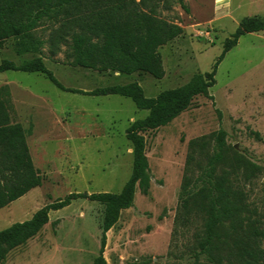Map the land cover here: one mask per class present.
Segmentation results:
<instances>
[{"label":"rangeland","instance_id":"374dc122","mask_svg":"<svg viewBox=\"0 0 264 264\" xmlns=\"http://www.w3.org/2000/svg\"><path fill=\"white\" fill-rule=\"evenodd\" d=\"M164 17L184 33L161 48L165 75H116L74 67L65 58L63 41L52 43V28L44 25L43 56L47 67L66 87L93 90L138 82L147 97L189 82L197 72H210L224 42L245 17H264V0H185ZM55 38V37H54ZM32 54L18 55L13 41L0 50L4 59L21 63ZM15 80L14 121L30 130L29 146L43 185L0 210V230L26 221L36 211L73 192L120 193L133 168V147L126 130L149 112L121 95L89 96L65 92L45 75L8 71L0 80ZM213 100L198 96L193 105L169 125L146 134L151 188L139 190L132 207L123 210L107 233L104 256L109 264L151 259V264H186L176 259L192 242L195 226L177 227L175 218L189 143L224 129L228 144L262 166L249 186L250 202L264 214V31L242 36L220 63ZM6 85L0 84V89ZM8 86V85H7ZM9 87V86H8ZM12 98V97H11ZM14 104V103H13ZM255 132L262 138L257 140ZM104 206L85 199L50 212V221L34 239L12 251L5 264H94L102 238ZM264 222V217H262ZM200 223V222H198ZM264 227V225H263Z\"/></svg>","mask_w":264,"mask_h":264},{"label":"trees","instance_id":"16d2710c","mask_svg":"<svg viewBox=\"0 0 264 264\" xmlns=\"http://www.w3.org/2000/svg\"><path fill=\"white\" fill-rule=\"evenodd\" d=\"M185 0H0V50L12 40L18 55L33 58L16 63L0 62V73L21 71L45 75L60 90L89 96L121 95L147 110L144 119L133 121L126 137L133 147L132 174L120 193L73 192L51 202L32 218L0 230V264L10 253L34 239L50 221V212L85 199L104 206L102 238L94 264H109L104 256L107 233L118 223L123 210L133 206L139 190L150 194L151 175L146 134L169 125L187 111L198 96L213 100L210 89L226 55L242 36L264 31V17H245L225 40L212 71L197 72L186 84L147 97L138 82L81 90L64 86L44 60V39L38 34L45 24L52 28V43L63 41L65 58L71 66L100 73L133 75L144 73L156 79L165 75L161 48L184 33L181 25L164 17ZM55 37V38H54ZM10 88L0 89V210L43 185L27 141L30 130L13 118ZM228 133L219 129L190 141L185 175L181 185L177 227L195 226L191 244L176 259L186 264H264V222L250 202V190L262 174L252 162L228 144ZM255 138H262L255 132ZM200 222V223H198ZM151 259L128 264H151Z\"/></svg>","mask_w":264,"mask_h":264},{"label":"crops","instance_id":"0c3cea01","mask_svg":"<svg viewBox=\"0 0 264 264\" xmlns=\"http://www.w3.org/2000/svg\"><path fill=\"white\" fill-rule=\"evenodd\" d=\"M8 72V71H7ZM3 73H5V72H3ZM2 73H0V75H1ZM116 75H118L119 76V73H116ZM0 84L1 85H8L9 86V88H10V91H11V97H12V102L14 103V106H15V108L17 107V105H16V102H17V99H16V97H15V90H17V89H20L19 88V84L18 83H16V81L15 80H9V79H2V80H0ZM13 117H14V113H13ZM27 141H28V144H29V140H28V138H27ZM30 147V146H29Z\"/></svg>","mask_w":264,"mask_h":264}]
</instances>
